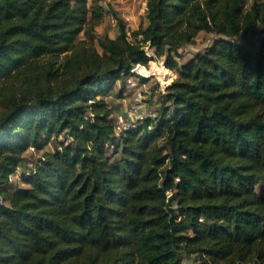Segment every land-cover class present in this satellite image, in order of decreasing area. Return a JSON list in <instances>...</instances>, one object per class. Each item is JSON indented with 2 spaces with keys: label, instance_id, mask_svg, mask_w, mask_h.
Segmentation results:
<instances>
[{
  "label": "trees",
  "instance_id": "1",
  "mask_svg": "<svg viewBox=\"0 0 264 264\" xmlns=\"http://www.w3.org/2000/svg\"><path fill=\"white\" fill-rule=\"evenodd\" d=\"M145 6L111 36L98 0H0V264H264V0ZM155 58V116L117 132L105 96Z\"/></svg>",
  "mask_w": 264,
  "mask_h": 264
},
{
  "label": "rangeland",
  "instance_id": "2",
  "mask_svg": "<svg viewBox=\"0 0 264 264\" xmlns=\"http://www.w3.org/2000/svg\"><path fill=\"white\" fill-rule=\"evenodd\" d=\"M108 1L109 4H107L106 7L107 12L103 16L101 22L95 28L97 33H108L111 36H116L118 31L117 18H122V20L125 21L128 33H130L132 29H136L140 22L145 23V0ZM213 38L214 36L212 33L200 31L192 43L187 44L180 49L182 53V57H180V59L183 61L187 60L196 51L202 50L208 46L212 42ZM152 62H154L157 66H161V64L165 66L163 60L159 58L151 59L146 66H149ZM157 72H155L156 74H151L148 77V80L145 82V85L139 86L138 88L129 87L126 80L125 82L117 81L111 93L105 96L106 100L111 105H113L115 112H122L127 106L128 102L133 98L135 91L140 90L144 95L141 101L140 110L155 111L157 105L159 104V93L164 91L166 84L170 82V78L167 76L166 71V78ZM121 88L123 89L122 96L118 97L117 92ZM54 146L55 142L52 141L45 148L52 149ZM40 152L41 151L29 149L27 154L28 157H36L38 154H40ZM14 179H18L16 174L13 176V180ZM182 264H189V260L185 258Z\"/></svg>",
  "mask_w": 264,
  "mask_h": 264
},
{
  "label": "built area",
  "instance_id": "3",
  "mask_svg": "<svg viewBox=\"0 0 264 264\" xmlns=\"http://www.w3.org/2000/svg\"><path fill=\"white\" fill-rule=\"evenodd\" d=\"M98 1L101 2V4L105 7L109 2L108 0H98ZM144 49L146 50V53L148 55H153V51L148 44L144 45ZM139 65L140 64L133 65L131 71L146 77H149L151 74H153V73L146 74L144 71L138 70L137 66ZM142 66L151 68V63L149 66L146 65H142ZM126 81H127V85L132 88H138L139 86L145 85V82L140 81L137 76H133V75L128 76ZM143 97L144 95L142 94V91L140 90L135 91L133 98L128 102L124 110L122 112L114 113L113 121L117 132L125 131L130 128L136 127L138 124L143 123L148 117L155 116L156 114L155 111L140 110L141 101ZM148 127H150V125H148Z\"/></svg>",
  "mask_w": 264,
  "mask_h": 264
},
{
  "label": "bare ground",
  "instance_id": "4",
  "mask_svg": "<svg viewBox=\"0 0 264 264\" xmlns=\"http://www.w3.org/2000/svg\"><path fill=\"white\" fill-rule=\"evenodd\" d=\"M137 68H138V70H140V71H144L146 74H150V73H154V74H156L155 72L159 71V72H157V73H160V74H162L163 77H165V71H166V68H165V66L162 65V64H161V66H157V65H155L154 62H152V63H151V68H149V67H143L142 65L137 66ZM166 74H167V73H166ZM165 78H166V77H165ZM166 85H167V84H166ZM164 86H165V85H164Z\"/></svg>",
  "mask_w": 264,
  "mask_h": 264
},
{
  "label": "water",
  "instance_id": "5",
  "mask_svg": "<svg viewBox=\"0 0 264 264\" xmlns=\"http://www.w3.org/2000/svg\"><path fill=\"white\" fill-rule=\"evenodd\" d=\"M171 198V194L169 195V198L168 199H170Z\"/></svg>",
  "mask_w": 264,
  "mask_h": 264
},
{
  "label": "crops",
  "instance_id": "6",
  "mask_svg": "<svg viewBox=\"0 0 264 264\" xmlns=\"http://www.w3.org/2000/svg\"><path fill=\"white\" fill-rule=\"evenodd\" d=\"M144 4H145V2H144Z\"/></svg>",
  "mask_w": 264,
  "mask_h": 264
}]
</instances>
